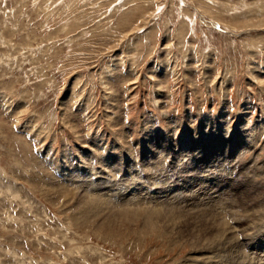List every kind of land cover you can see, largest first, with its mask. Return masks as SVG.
<instances>
[{
	"label": "rangeland",
	"instance_id": "1",
	"mask_svg": "<svg viewBox=\"0 0 264 264\" xmlns=\"http://www.w3.org/2000/svg\"><path fill=\"white\" fill-rule=\"evenodd\" d=\"M237 250L264 264V0H0V264Z\"/></svg>",
	"mask_w": 264,
	"mask_h": 264
},
{
	"label": "bare ground",
	"instance_id": "2",
	"mask_svg": "<svg viewBox=\"0 0 264 264\" xmlns=\"http://www.w3.org/2000/svg\"><path fill=\"white\" fill-rule=\"evenodd\" d=\"M196 134H198V135H203V136H202V138H203L207 133H203V132H202V133H199V132H198V133H196ZM196 134H195V137H194V138H197ZM192 145L195 146V147H201V148L203 147V146H200L198 143H195V144L192 143ZM145 150H146V151H149V152L151 151L150 147L145 148ZM184 150H185V149H184ZM152 151H153V150H152ZM152 151H151V152H152ZM149 155H150V156H151V155H156V153H154V154H151V153H150ZM161 155H162V154H161ZM159 156H160V155H159ZM159 156H158V157H159ZM221 157H222V156H221ZM156 158H157V157H156ZM163 158H164V157H163ZM223 158H224V157H223ZM154 160H155V159H154ZM145 164H146V167L149 166V164H148L147 162H145ZM159 164H160V163H159ZM133 168H134L133 165H131V167H126V168H125V175H126L127 179H129V178L136 179V177L134 176L135 173L132 172V171H133ZM143 170H145V168H144V169L141 168V171H143ZM143 174H144V173H143ZM132 175H133V176H132ZM212 175H213V174H212ZM206 179L208 180L209 177L206 176ZM210 179H211V178H210ZM210 179H209V180H210ZM153 182H154V181H153ZM168 182H169V181H168ZM132 185H133V184H132ZM171 186H172V185H171ZM147 187H148V186H147ZM122 188H123V187H122ZM148 189H149V188H148ZM150 190H151V189H150ZM162 191H163V190H162ZM96 197H97V199H93V200H95V201H100L99 199H101V197H100V196H96ZM103 197H104V196H103ZM158 197H159V196H158ZM156 198H157V197H156ZM90 199H91V196H90ZM157 200H158V199H157ZM162 200H163V199H162ZM100 203H101V202H100ZM159 203H160V201H159ZM160 205H161V204H160ZM162 205H163V204H162ZM154 206H155V205H154ZM154 206H153L152 208H149V207H148L149 210L146 211V212H150V213H151L152 211H155L157 214H159L160 211L158 212L157 210H161L162 207L157 208V207H154ZM259 207H260V206H259ZM169 209H170V208H169ZM258 209H259V208H258ZM260 209H261V208H260ZM163 210H164V209H163ZM262 211H263V210H262ZM245 212H246V211H245ZM250 212H251V211H250ZM250 212H246V213H249V215H251ZM255 212H256V210H255ZM251 213H252V212H251ZM253 213H254V211H253ZM260 213H261V211H260ZM260 213H259V214H260ZM244 214H245V213H244ZM249 215L246 214L245 219H248L247 216L251 218V216H249ZM242 216H243V215H242ZM244 216H245V215H244ZM253 216H254V215H253ZM253 216H252V218H253ZM256 217H257V216H256ZM261 217H263V215H262ZM254 219H255V216H254ZM255 220H258V219H255ZM236 221H237V219H236ZM250 221H252V223H253V220L250 219L248 222H250ZM238 223H239V222H238ZM252 223H251V224H252ZM219 224H220V223H217V225H219ZM221 224H222V223H221ZM224 224H226L225 221H224ZM224 224H223V225H224ZM240 224H241V223H240ZM240 224H239V226H240ZM249 224H250V223H248V225H249ZM241 225H243V224H241ZM244 225H245V224H244ZM258 225H259V224H258ZM231 227H232V228H231ZM247 227H248V226H247ZM245 228H246V227H245ZM216 229H218V230L221 229V230L223 231V234H222L223 236H224V234H226V235L224 236V238H225V240L228 242V244H227L228 247L231 246V243H232L231 240H232V241L234 240V245H235V247L237 246V244H238L237 241H238V240L236 241L234 237H235V235H236L235 232L238 231V230H234L233 225H232V226H227V225H225V226H221V228L218 227V228H216ZM218 230H217V231H218ZM246 230H247V229H246ZM234 231H235V232H234ZM261 232H262V231H261ZM213 234H214V233H213ZM214 235H215V234H214ZM245 235H246V234H245ZM246 236H247V235H246ZM252 236H254V235H252ZM252 236H251V237H252ZM248 237H249V236H248ZM217 238H218V237H217ZM221 238H223V237H221ZM215 240H216V239H215ZM217 240H218V239H217ZM219 240H220V239H219ZM218 243H219V242H218ZM229 250H230V249H229ZM235 251H236V249H235ZM227 252H228V250H227ZM238 254H239V255H238ZM236 256H237V258H238V261H240V263H242V262H241L242 259H246V260L251 259V258H249V255H246L245 253L243 254V252L238 251V250H237V254H236ZM233 257H234V255H233ZM246 260H245V261H246ZM251 260H252V259H251ZM203 261H204V260H203ZM245 261H244V262H245ZM248 261H249V260H248ZM248 261H246V262H248ZM260 261H261L260 259H257V261L253 262V264H259ZM201 262H202V261H201ZM211 262H212V261H211ZM211 262H210V263H211ZM214 262H215V258H214ZM260 263H261V262H260ZM215 264H216V263H215ZM231 264H232V263H231ZM247 264H252V262L249 261V263H247ZM261 264H262V263H261Z\"/></svg>",
	"mask_w": 264,
	"mask_h": 264
}]
</instances>
